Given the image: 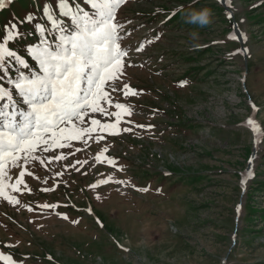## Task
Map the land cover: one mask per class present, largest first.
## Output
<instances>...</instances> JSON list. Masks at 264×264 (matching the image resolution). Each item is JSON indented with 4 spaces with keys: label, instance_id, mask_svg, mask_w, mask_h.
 Wrapping results in <instances>:
<instances>
[{
    "label": "rangeland",
    "instance_id": "obj_1",
    "mask_svg": "<svg viewBox=\"0 0 264 264\" xmlns=\"http://www.w3.org/2000/svg\"><path fill=\"white\" fill-rule=\"evenodd\" d=\"M127 1L123 72L101 104L119 121L89 112L82 139L69 125L66 147L20 153L15 169L5 159L0 251L25 264H264V0ZM37 3L13 0L0 35ZM203 7L211 24L184 22Z\"/></svg>",
    "mask_w": 264,
    "mask_h": 264
},
{
    "label": "snow or ice",
    "instance_id": "obj_2",
    "mask_svg": "<svg viewBox=\"0 0 264 264\" xmlns=\"http://www.w3.org/2000/svg\"><path fill=\"white\" fill-rule=\"evenodd\" d=\"M12 2L0 0V10ZM124 3L126 0H86L91 9L86 11L77 6V0H55V7L45 0L42 9L37 3L39 16L28 13L19 19L13 15V19L3 25L0 35V195L3 194L5 159H10L15 169L19 165L20 153L24 154L26 161L37 151H50L54 146L66 147L67 144L57 142V137L63 136L69 125L73 128L77 124L83 125L71 136V139H82V134L93 131L85 121L89 112L115 115L119 121L121 112L108 113L101 104L112 102L105 89L118 90L123 58L128 51L121 46L124 26L117 20V10ZM178 7L183 10L184 6ZM171 15H175V11ZM37 20H44L47 27ZM25 24L32 25V29L21 31ZM37 33L36 43H20L26 36ZM29 60L38 65L35 72L31 71ZM13 68L15 73H12ZM4 80L11 88H6ZM124 89H128L127 84ZM17 95L19 101L15 98ZM115 108L129 111L123 103H115ZM247 123L252 125L253 119ZM91 124L100 125V121L91 119ZM115 126L102 125L106 129ZM123 131L131 129L124 128ZM248 176L254 177V172L249 171ZM140 190L147 191V188ZM8 199L11 202V198ZM27 259L17 261L11 254L0 251L3 264H25Z\"/></svg>",
    "mask_w": 264,
    "mask_h": 264
},
{
    "label": "clouds",
    "instance_id": "obj_3",
    "mask_svg": "<svg viewBox=\"0 0 264 264\" xmlns=\"http://www.w3.org/2000/svg\"><path fill=\"white\" fill-rule=\"evenodd\" d=\"M212 10L207 7L192 9L187 11L183 17L184 22L190 25L198 26L203 28L211 24L212 22ZM192 38L195 40L197 33L193 31L191 33Z\"/></svg>",
    "mask_w": 264,
    "mask_h": 264
}]
</instances>
